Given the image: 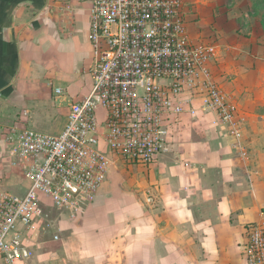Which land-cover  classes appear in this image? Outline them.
Listing matches in <instances>:
<instances>
[{"label": "crops", "instance_id": "obj_1", "mask_svg": "<svg viewBox=\"0 0 264 264\" xmlns=\"http://www.w3.org/2000/svg\"><path fill=\"white\" fill-rule=\"evenodd\" d=\"M89 6L0 0V127L61 131L68 105L90 88ZM232 9L224 15L227 28L217 21L213 30V73L240 103H264V23L246 15L247 27L238 18L244 37L231 38L240 15ZM198 21L196 36L212 35ZM257 106L244 107L253 113ZM211 119L179 117L167 153L147 169H113L82 214L59 216L60 240L36 238L26 264H243L245 226L264 212V156L239 154L233 136ZM43 122L45 131L37 128ZM10 174L12 180L0 170V188L23 193L21 175Z\"/></svg>", "mask_w": 264, "mask_h": 264}, {"label": "built area", "instance_id": "obj_2", "mask_svg": "<svg viewBox=\"0 0 264 264\" xmlns=\"http://www.w3.org/2000/svg\"><path fill=\"white\" fill-rule=\"evenodd\" d=\"M185 1L89 0L90 88L68 105L61 131L0 127V149L23 181V193L0 188V264L33 256L48 209L75 218L113 169L154 164L179 117L211 115L239 143L238 109L213 74L218 46L196 36ZM242 256L264 264V212L246 224Z\"/></svg>", "mask_w": 264, "mask_h": 264}, {"label": "rangeland", "instance_id": "obj_3", "mask_svg": "<svg viewBox=\"0 0 264 264\" xmlns=\"http://www.w3.org/2000/svg\"><path fill=\"white\" fill-rule=\"evenodd\" d=\"M250 2L245 1V4L241 2V0H238V2H233L232 0H186V4L190 8V19L192 18L193 21L200 20L201 27H205L204 29H211L212 35L206 36V35H200V40L202 42H208L211 41L215 43V40L218 39V37L213 33L214 28L217 26L216 23L218 21L221 22L222 29L225 30V27L227 28L228 23H226L224 15L230 13V11L235 14V10L232 8H239L240 15L236 17L235 26L239 27L237 31L232 32L233 36L231 38H235L236 40L243 38L241 37L243 31L240 30V24L239 19L243 20L240 23L244 26L250 27V22L247 21L246 18L248 15L249 17H253L257 19L258 21L264 23V0H249ZM239 18V19H238ZM247 19V20H246ZM197 23V22H196ZM199 23V21H198ZM225 23V24H224ZM220 24V23H219ZM206 34V33H205ZM214 36V41L211 39V37ZM230 35H228L229 37ZM246 36V35H245ZM215 70V69H214ZM214 74V73H213ZM217 73L215 72V79L217 80ZM218 84L220 85V82L217 80ZM222 87V86H221ZM226 91V90H225ZM230 93V92H229ZM232 99L236 104V107L238 109L237 111V123L239 125V129L241 132V137L238 139L239 143H236V146H234L235 139H233V143L231 144V148L234 150H238L241 152H244V155L248 156L250 159L255 160L256 155H262L264 156V103L258 102V100L254 99H240L237 98V95H232ZM258 104L256 110L251 113H247V109L244 107H251L252 105ZM47 127L46 123L38 124V129L44 130ZM223 132H226L228 135L231 134L229 128L227 127H221ZM48 132H53L52 130H47ZM1 150V149H0ZM240 154V152H239ZM5 158L4 155H1ZM2 160V157H0V161ZM262 161V164L264 166V159H260ZM5 160L0 163V170L5 172L6 174L10 175V172H12L14 175L19 174V172L15 169H13ZM153 165V164H152ZM138 169H142L140 167H137ZM132 170V167L129 168H118L116 171L126 172ZM126 175V174H125ZM14 176H11L10 179L12 180ZM9 179V178H8ZM140 188V187H138ZM15 188H12V192H18L20 190H14ZM9 191V190H8ZM59 213L54 209H48L46 211V216H44L40 222L38 223L39 228V234L43 238H49L51 237L56 229H57V221L59 219ZM60 240V239H59Z\"/></svg>", "mask_w": 264, "mask_h": 264}]
</instances>
